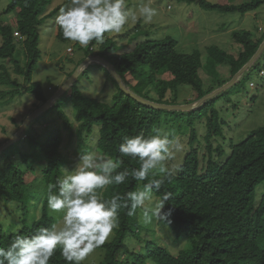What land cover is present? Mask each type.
<instances>
[{
    "label": "trees",
    "instance_id": "1",
    "mask_svg": "<svg viewBox=\"0 0 264 264\" xmlns=\"http://www.w3.org/2000/svg\"><path fill=\"white\" fill-rule=\"evenodd\" d=\"M49 1L11 0L7 4L5 12L15 13L17 29L13 30L6 22L0 23V58L13 62L15 72L24 78L25 84L20 83L17 78H11L6 65L1 63L0 84L9 87L0 91V97L3 99L13 98L25 91L40 102L37 107L49 97L44 95L40 82H32V74L41 56L38 29ZM181 1L195 2L208 10L241 14L264 5V0H247L238 4H222L208 0ZM68 4L69 0H64L45 13L44 17L57 16L60 9ZM14 31H18L23 36L22 39L16 40ZM56 38L66 41L58 26ZM232 38L238 44L235 55L216 45H210L207 47L205 63L199 49L189 52L177 51L176 41L169 37L144 39L137 42L131 51L122 54L115 53L117 48L110 44V58L104 57L114 65L131 90L147 99L173 104L169 103L166 94L168 91L176 93L181 84L189 85L196 93L195 99H198L226 82L227 79L220 76L218 67L227 64L226 68L232 77L254 54L264 34L255 37L249 30L242 29L233 31ZM104 43L101 44L103 48ZM93 44L94 41L87 48H83L84 56L76 65L86 56L93 54ZM21 52L24 56L23 65L18 60ZM203 66L210 75V80L206 82L200 76ZM144 68L148 69L147 72ZM106 73L111 77L107 71ZM70 74L71 72L68 75ZM131 78L135 79L134 88L129 84ZM112 80L118 90L110 103L82 94L75 87V83L65 93L70 90L68 99L73 107L74 119L79 122V132L89 135L93 126L98 125L97 148L103 155L115 160L120 157L118 149L122 138L141 132L146 136L153 133L162 110L142 104L126 95L116 81L113 78ZM226 91L220 94L228 97ZM147 92L155 94L157 98ZM220 94L190 111L189 118L206 114L203 164H200L199 149L194 146L195 130L192 129L189 134V148L184 152L181 163L175 167L173 178L170 182L166 181L159 192L153 190V194L159 198L164 192L172 193L166 210L172 209L170 225L175 234L174 242L182 239L187 244L177 254L151 242L146 246V250L140 252L129 248L124 239L133 229V217L127 216L125 210H121L115 237L102 245L106 250L100 264H264V126L253 128L241 141L231 143L230 152L225 159L219 162L214 160L213 153L219 156L224 154L222 148L214 146L211 141L213 137L221 136L223 130L224 121L219 110L214 107V102ZM56 112L62 117L64 128L71 130L72 123L60 106H57ZM30 124L31 122L19 138L25 146L15 142L14 144L19 146L15 147L13 144V149L7 150L4 155L5 161L8 162L5 169L7 173H0V201L6 208L12 206L14 210L9 212V215L17 213L19 222L16 229H10L4 224V215L0 213V247L5 249L16 235L30 236L40 227L55 224V219L47 208V194L49 186L54 185L56 178L63 174L65 157L60 151L62 131L60 128L50 129L43 135L42 131H35V126L29 128ZM27 146L30 151L26 149ZM13 153V156H16L13 159H18L19 156L16 163L9 160ZM120 158L123 164L119 170L131 171L139 167L136 159ZM22 162H25L23 167L20 165ZM36 162L40 164V178L34 165ZM261 183L262 190L258 193L257 187ZM37 185L39 190L34 188ZM139 186L140 182L128 177L125 183L110 186L103 196L110 199L117 193L124 195L128 191H135ZM39 193H45L41 215L37 219H29V204L32 199L40 198ZM49 264L67 262L57 250Z\"/></svg>",
    "mask_w": 264,
    "mask_h": 264
},
{
    "label": "rangeland",
    "instance_id": "2",
    "mask_svg": "<svg viewBox=\"0 0 264 264\" xmlns=\"http://www.w3.org/2000/svg\"><path fill=\"white\" fill-rule=\"evenodd\" d=\"M10 1L11 0H0V23L6 22L13 27V30H16L15 13L5 12L7 4ZM63 1L64 0H50L46 4V10L42 14L43 21L38 29V45L41 50V56L32 74V82H40L45 96H50L62 84L63 78L67 79L71 75H68L69 72L75 69L74 67L77 66L76 62L84 56L83 48L78 43L69 40L61 41L56 38L57 25L55 23V18L57 16L51 18L44 17L45 13H48L50 9H53ZM208 1L220 2L222 4H238L247 0ZM137 3L138 0H126L127 6L131 9H135ZM151 6L158 11V15L151 23L145 24L142 19L137 20L135 23L129 21L128 25H126L125 29L120 33H106L105 47L103 48L101 44H93V54H100L109 59L112 53L110 44H114L113 47L117 48L115 53L122 54L131 51L137 42L144 39H161L169 37L176 41L175 48L177 51L189 52L193 49H199L202 54V61L205 63L206 55L208 54L207 47L210 45H216L230 54H236L238 44L232 38V32L235 30H249L255 37H260L264 34V5L248 11L245 14L208 10L202 8L195 2L189 3L181 0H151ZM13 35L15 36L14 33ZM1 44L2 37L0 35V45ZM68 48L72 49L71 52L67 50ZM18 60L21 65L24 64L22 52L18 56ZM1 63L6 65L11 78H17L20 83L25 84L24 78L21 75H17L15 72L13 62L0 58V64ZM226 65L227 64L220 65L218 71L222 78L229 81L231 77ZM144 69L147 72L148 69ZM262 69H264V51L255 64L246 70L231 87L226 89L227 91L224 90L228 93V97L225 95L222 96V92H224L222 91V94L219 93V97H217L214 102V107L219 110L220 117L224 121L222 135L211 139L214 146L218 145V147H221L224 153L222 156L216 153L212 154L213 159L217 162L228 156L231 143L241 141L253 128L264 126V74H260ZM105 70L106 69L103 67L95 64L89 66L79 75L75 81V87L82 94L90 98L110 103L113 100V95L118 89ZM200 76L205 82L210 80L209 72L204 66L200 70ZM129 82L134 88L135 79L131 78ZM250 82H253L252 87L249 85ZM207 85L206 83L205 87ZM8 88L7 85L0 84V91ZM142 89L143 87H141V90ZM146 89L147 88H144V90ZM69 92L70 90L63 94L54 106L33 119L29 128L35 126V131H42L43 135L47 130L60 128L62 131L60 151L65 157L64 168L71 170L78 160L79 151H95L102 156L103 154L97 148L98 125L93 126V130L89 135L79 132V122L74 119L73 107L68 99ZM147 94L157 98L153 93L147 92ZM166 97L169 103L184 104L195 100L196 93L189 85L181 84L178 86L176 93L174 91H168ZM37 104H40V102L37 101L31 93L25 91H22L13 98L3 99L0 97V145L15 133L24 118L36 108ZM57 106H60V109L69 117L72 123L71 130L64 128V121L56 112ZM189 117L190 111L182 112L163 109L160 120L154 127V129L160 128L171 133L175 141L178 142V150H174L173 158L167 161V165L170 169L175 168L181 163L180 160L184 152L189 148V134L192 129L195 130L194 146L198 147L200 164H203L202 149H204L206 144L204 136L207 131L205 124L206 114L202 113L200 116L194 115L191 118ZM16 142L20 143L23 147L25 146V143L20 141V139ZM13 144L9 145L0 154V173L4 172L8 167V162L5 161L6 157L4 155L7 150L13 149ZM18 146L19 144L15 147ZM26 149L30 151L28 146ZM14 154L15 153L9 156V160L16 163L19 156L18 159H13L16 158V156H13ZM43 164H45L44 161ZM20 165L23 167L25 162L20 163ZM34 165L36 166L37 175L40 178V164L36 162ZM5 172L7 173V171ZM34 175L36 176V174ZM140 187L141 186H139L138 189ZM34 188L39 190L38 185ZM261 190L262 183L257 187L258 193ZM44 196L45 193L43 195L39 193L40 198L32 199L29 204V219H37L41 215V206ZM158 199L159 197L153 194V201L149 202V206ZM13 210L12 206L9 205L6 208L0 201V213L3 214V218H5L3 222L10 229H16L19 225L17 213L9 215V212ZM50 214L55 219L54 223L58 224L60 214ZM139 216L140 210H137V214L132 218L134 223L133 229L124 239L129 248H133L140 252L141 250H146V246L151 242L158 243L167 248L171 253L177 254V252L187 244L186 241L182 239L174 242L175 234L171 229V225L153 223L145 226L140 222ZM114 237L115 230L105 243L112 241ZM105 250V247L100 246L86 258L83 264H100L104 259ZM147 264H150V262H147Z\"/></svg>",
    "mask_w": 264,
    "mask_h": 264
},
{
    "label": "clouds",
    "instance_id": "3",
    "mask_svg": "<svg viewBox=\"0 0 264 264\" xmlns=\"http://www.w3.org/2000/svg\"><path fill=\"white\" fill-rule=\"evenodd\" d=\"M157 15L151 0H138L135 9L129 8L126 0H69L55 23L64 39L87 48L93 41L103 44L106 33H120L129 21L142 19L148 24ZM174 150H178V142L171 133L156 128L147 136L141 132L122 138L120 157L139 163L131 171L119 170L123 164L120 157L114 160L95 151H79L74 167H62L63 174L48 189L47 207L50 213L60 214L58 224L40 227L30 236L16 235L7 249L0 247V264H49L57 250L67 264H83L119 227L121 210L129 217L140 210L139 220L145 226L170 225L172 209L166 210V205L172 193L164 192L151 206L149 202L153 190L159 192L173 178L176 169H170L167 161ZM128 177L141 187L104 198L105 190L125 183Z\"/></svg>",
    "mask_w": 264,
    "mask_h": 264
},
{
    "label": "water",
    "instance_id": "4",
    "mask_svg": "<svg viewBox=\"0 0 264 264\" xmlns=\"http://www.w3.org/2000/svg\"><path fill=\"white\" fill-rule=\"evenodd\" d=\"M264 50V38L260 42L258 48L254 52V54L249 58V60L244 63L229 79V81L223 83L218 88L211 90L210 92L202 95L200 98L195 99L191 102L184 104H167V103H159L153 101L151 99H147L137 94L133 90L129 88V86L123 81L122 77L117 73L114 68V65L108 61L105 57L98 54H91L86 56L71 72V75L44 101L41 105L37 106L33 111H31L22 121L18 129L15 133L4 141L0 145V154L4 149H6L9 145L16 142L21 134L24 132L27 125L35 119L37 116L46 112L50 107L54 105V103L63 95L65 92L75 83L79 75H81L90 65L97 63L101 65L106 71L111 75V77L116 81L118 87L128 96L134 98L138 102L150 106L155 109H165V110H176V111H192L201 106L205 101L215 97L217 94L231 87L238 78L248 70L255 62L260 58L261 53Z\"/></svg>",
    "mask_w": 264,
    "mask_h": 264
},
{
    "label": "built area",
    "instance_id": "5",
    "mask_svg": "<svg viewBox=\"0 0 264 264\" xmlns=\"http://www.w3.org/2000/svg\"><path fill=\"white\" fill-rule=\"evenodd\" d=\"M14 34H15V38H16V39H22V37H23L20 33H18V31H14ZM67 50H68L69 52H71L72 49H71V48H68ZM263 73H264V71L261 70V71H260V74H263ZM249 85L252 87V86H253V82H250Z\"/></svg>",
    "mask_w": 264,
    "mask_h": 264
},
{
    "label": "crops",
    "instance_id": "6",
    "mask_svg": "<svg viewBox=\"0 0 264 264\" xmlns=\"http://www.w3.org/2000/svg\"><path fill=\"white\" fill-rule=\"evenodd\" d=\"M84 53V52H83ZM95 65H97V66H101V65H99V64H97V63H94ZM94 64H92V65H94ZM91 66V65H90ZM102 67V66H101ZM66 80V78H63V81H65ZM63 81L61 82V83H63ZM60 83V84H61Z\"/></svg>",
    "mask_w": 264,
    "mask_h": 264
}]
</instances>
